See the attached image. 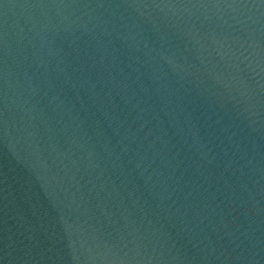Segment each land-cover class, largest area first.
I'll return each instance as SVG.
<instances>
[{"label": "water", "instance_id": "95a60500", "mask_svg": "<svg viewBox=\"0 0 264 264\" xmlns=\"http://www.w3.org/2000/svg\"><path fill=\"white\" fill-rule=\"evenodd\" d=\"M0 264H264V0H0Z\"/></svg>", "mask_w": 264, "mask_h": 264}]
</instances>
